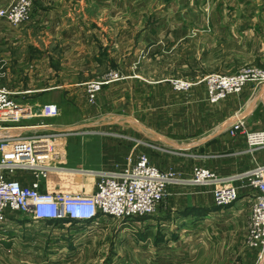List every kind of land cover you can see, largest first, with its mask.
Instances as JSON below:
<instances>
[{"label": "rangeland", "instance_id": "rangeland-1", "mask_svg": "<svg viewBox=\"0 0 264 264\" xmlns=\"http://www.w3.org/2000/svg\"><path fill=\"white\" fill-rule=\"evenodd\" d=\"M111 2L108 11L102 0L83 5L75 18L62 12L50 27L34 23L35 0L26 21L0 19V85L31 112L1 124L50 123L47 131L0 130V141L55 135L43 191L92 193L101 175L141 155L181 181L147 216H102L88 225L11 212L0 226V264H264L262 248L249 244L258 191L238 180L239 197L221 206L211 186L205 193L191 183L195 166L221 177L264 166V146L249 150L246 136L264 132V0ZM215 75L244 82L214 101ZM48 103L59 106L57 117L41 115ZM236 117L244 129L233 137L225 129ZM237 140L246 147L233 169L215 157L232 152ZM13 177L36 180L30 170ZM175 194L200 200L201 210L171 213Z\"/></svg>", "mask_w": 264, "mask_h": 264}, {"label": "built area", "instance_id": "built-area-1", "mask_svg": "<svg viewBox=\"0 0 264 264\" xmlns=\"http://www.w3.org/2000/svg\"><path fill=\"white\" fill-rule=\"evenodd\" d=\"M32 3L33 0H18L9 8L1 9L0 18L18 25L30 17ZM243 82L244 79L239 77L212 76L209 88L213 100L238 91ZM11 95L7 88L0 85V130L23 129L1 123L31 117V112L23 109ZM59 112L57 104L48 103L43 106L41 115L55 118ZM239 119L241 118L236 117L232 125L225 129L233 137L244 129L243 121ZM39 126L46 131L49 128L48 124L37 125ZM246 136L249 150L264 146V132H248ZM54 138L53 134H39L28 138H20L15 134L1 139L0 226L8 222V214L14 211L31 215L35 222L65 221L64 224L88 225L98 223L102 216H147L154 213L169 196L170 185L181 181L152 165L147 155H141L121 171L101 175L97 188L92 193L43 191L41 182L51 170V167L44 165V159L54 150ZM19 170L33 171L36 180L27 183L14 178L13 174ZM238 180H247V186L258 191L251 216L249 244L254 248H262L260 260L264 263V166H258L241 175L224 177L218 176L211 169L195 166L191 183L211 186L215 200L224 206L232 204L239 197V191L234 184Z\"/></svg>", "mask_w": 264, "mask_h": 264}, {"label": "crops", "instance_id": "crops-1", "mask_svg": "<svg viewBox=\"0 0 264 264\" xmlns=\"http://www.w3.org/2000/svg\"><path fill=\"white\" fill-rule=\"evenodd\" d=\"M14 1L15 0H0V9L9 6ZM111 1L112 0H102V2L105 3V6L103 8H100V9L105 8V11H108L109 8L106 6L108 4H113ZM95 2H96V0H35V16L37 19L36 20L33 19V21L37 26L49 25L48 27H50L53 24H55V21L57 23H59V21L63 19L61 17L62 15L60 13H62V12L69 13L70 16L75 18L76 15L81 11L83 5H85L86 8H89V7H92V5ZM98 10H99V8H98ZM44 124H50V123H44ZM21 128H23V129L37 128V125L25 126V127H21ZM38 128H43V127H38ZM42 130L46 131V129H42ZM222 133L223 132H219L212 137L215 138ZM212 137H209V138H212ZM218 139L219 140H216L217 141L216 144L223 145L225 143L222 141V140H224L223 138H218ZM241 141H243V140H241ZM232 143L236 144V148H234V147L231 148L232 152L227 154L226 152L222 151V153L216 154L215 158H220V160L224 159V162L229 161L230 166L233 169H235V161H236V159L240 160V157H241L240 153L242 152V149L246 146L241 148V146L238 145L240 143L242 144V142H240V140L234 141ZM214 163H217V162H214ZM220 164L223 166V162H221ZM115 166H117V165H115ZM115 166H112V169H114L113 167H115ZM119 166H122V165H119ZM222 168H224V167H222ZM225 168H227V167H225ZM173 187H174V189L176 188L175 186H173ZM194 188H197V187H194ZM174 189H172V191ZM201 189L204 190L205 193L208 192L207 190H205V189H207V188H205V186H203V188H199V190H201ZM170 190H171V188H169V191ZM170 196H171L170 197L171 208L173 209V211H171V213L174 212L175 215H181V216L188 215L189 217H193L192 216L193 214H195L199 210H201L200 208H201L202 202H200V200H198V199L193 201V200H190L188 197L187 198L185 197V198L180 200L178 198L179 195H177V194H175V196L174 195H170Z\"/></svg>", "mask_w": 264, "mask_h": 264}]
</instances>
